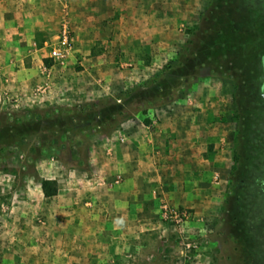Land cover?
Instances as JSON below:
<instances>
[{
    "label": "rangeland",
    "instance_id": "374dc122",
    "mask_svg": "<svg viewBox=\"0 0 264 264\" xmlns=\"http://www.w3.org/2000/svg\"><path fill=\"white\" fill-rule=\"evenodd\" d=\"M142 3L145 27L77 31L62 22L55 33L68 26L73 52L56 67L62 79L39 85L44 92H16L3 81L0 129L11 131L0 138V227L16 225L15 216L5 219L16 207L45 215L41 180L58 189L67 177L86 182L107 161L123 183L125 166L153 150L158 167L144 176L157 189L150 188L149 216L158 222L135 264H264V76L255 72L264 0H134L133 11ZM39 47L43 64L54 66ZM99 63L108 83L89 78ZM209 120L207 176L176 159L164 163L161 151L179 149L181 138L189 143L191 127L205 130ZM24 195L30 206L16 202Z\"/></svg>",
    "mask_w": 264,
    "mask_h": 264
},
{
    "label": "crops",
    "instance_id": "0c3cea01",
    "mask_svg": "<svg viewBox=\"0 0 264 264\" xmlns=\"http://www.w3.org/2000/svg\"><path fill=\"white\" fill-rule=\"evenodd\" d=\"M133 3L134 0H0V91L6 80L11 82L9 86L15 85L18 92L62 79L64 74L55 66L43 64L45 55L39 47L56 35L62 22L70 23L77 31L132 28L133 21L139 23L136 26L145 27L148 19L143 14L147 6L142 3L133 11ZM106 66L100 64L97 70ZM97 70L89 74L91 81L102 79L104 84L108 83L110 72ZM195 113V116L202 114L201 111ZM195 124L191 127L195 135L190 133L189 143L181 138L179 149L161 151V158L168 165L176 159L180 168H192L197 174L200 172V177L202 174L205 177L214 161L208 149L209 143L214 141L212 123L209 120V127L204 124L205 130ZM137 157L140 158L125 166L123 183L117 180L122 176L115 175L114 164L106 161L100 173L93 174L86 182L81 180L77 184L65 177V185L53 197H44L39 185L45 215L33 216L32 207L27 213L19 212L16 207V214L5 215L9 220L15 216L16 225L4 221L0 227V264H135L143 261L141 249L145 248L148 236L156 234L150 231V225L154 220L158 222L157 216H149L150 188L156 189V186H150L153 181L149 182L144 175L149 166L158 167L159 161L154 160L153 150L142 151ZM104 175H110L108 181L104 182ZM199 187L193 194L196 202L201 201ZM29 189L22 190L27 197H30ZM21 200H26V196L20 199L16 196V202L30 206L28 201ZM38 218L45 221L41 226L37 224Z\"/></svg>",
    "mask_w": 264,
    "mask_h": 264
},
{
    "label": "built area",
    "instance_id": "2783aa9c",
    "mask_svg": "<svg viewBox=\"0 0 264 264\" xmlns=\"http://www.w3.org/2000/svg\"><path fill=\"white\" fill-rule=\"evenodd\" d=\"M44 46L48 50L49 58L54 61V66L63 68L73 52L72 38L68 26L62 25L59 33L47 41ZM45 89V86H39L36 88V92L42 93Z\"/></svg>",
    "mask_w": 264,
    "mask_h": 264
},
{
    "label": "trees",
    "instance_id": "16d2710c",
    "mask_svg": "<svg viewBox=\"0 0 264 264\" xmlns=\"http://www.w3.org/2000/svg\"><path fill=\"white\" fill-rule=\"evenodd\" d=\"M256 53V57H257V63H255V72H259L261 74H263L264 76V52L260 53V52H255ZM259 53V54H258ZM231 64V60L230 62H227L225 66ZM225 69H227V67H225ZM28 116V114H26V117ZM16 122H18L17 118H16ZM0 127H1V123H0ZM6 131L9 133V131H11V129L7 130V126L2 124V128L0 129V138L3 135H6ZM11 135H7V137H10ZM40 186H41V190L42 193L44 195V197L49 198V197H53L57 194L58 192V184L56 181L54 180H47V179H43L40 182Z\"/></svg>",
    "mask_w": 264,
    "mask_h": 264
}]
</instances>
